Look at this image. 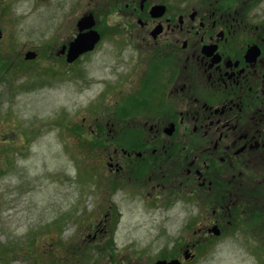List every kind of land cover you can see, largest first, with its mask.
<instances>
[{"label":"flooded vegetation","instance_id":"flooded-vegetation-1","mask_svg":"<svg viewBox=\"0 0 264 264\" xmlns=\"http://www.w3.org/2000/svg\"><path fill=\"white\" fill-rule=\"evenodd\" d=\"M115 5L116 25L94 29L115 45L111 94L129 122L105 123L104 187L140 204L188 205L181 261L235 232L264 264V27L229 0H105L112 19ZM154 6L164 10L151 16ZM77 34L76 25L64 45Z\"/></svg>","mask_w":264,"mask_h":264},{"label":"rangeland","instance_id":"rangeland-1","mask_svg":"<svg viewBox=\"0 0 264 264\" xmlns=\"http://www.w3.org/2000/svg\"><path fill=\"white\" fill-rule=\"evenodd\" d=\"M93 1L0 0L4 35L0 49L9 48L7 39L17 47L10 48L16 54L12 65L0 66L2 115L11 108L16 121L10 129L7 121L0 124V138L11 139L8 144L0 139V264H153L171 255L168 250L175 255L180 250L172 244L185 221L178 215L183 217L187 206L162 209V213L145 208L152 203L141 205V198L140 202L130 200L121 191L108 195L104 187L108 170L104 162L97 164L99 156L109 150V142L106 146L99 143L109 138L107 131L106 137H90L92 143L78 141L71 130L83 114L86 125L105 122L112 108L99 111L95 107L99 113L95 116L84 110L98 92L81 93L73 78L76 71L55 65L52 56L48 84L43 82L45 67L39 59L60 49L76 18L91 9L88 5ZM244 1L249 7L244 17L248 25L263 23L264 0ZM28 50L38 52V58L33 63L19 60L14 70L15 61ZM84 61L97 62L94 55ZM99 63L90 65V75L107 78L105 66ZM99 66L102 74L97 72ZM29 82L33 88L23 90ZM122 194L126 195L123 200ZM105 205L116 208L104 215ZM95 224L107 227L106 233L98 232L93 238ZM254 245L238 235L227 236L202 246L187 264H261L251 250Z\"/></svg>","mask_w":264,"mask_h":264},{"label":"water","instance_id":"water-1","mask_svg":"<svg viewBox=\"0 0 264 264\" xmlns=\"http://www.w3.org/2000/svg\"><path fill=\"white\" fill-rule=\"evenodd\" d=\"M91 35H86L82 40H76V43H73L70 47L68 54V61L73 60L76 56L81 54L82 52L88 51L93 47V44L96 42L97 36L90 37ZM156 264H178L176 261H172L169 263L166 262H157Z\"/></svg>","mask_w":264,"mask_h":264},{"label":"bare ground","instance_id":"bare-ground-1","mask_svg":"<svg viewBox=\"0 0 264 264\" xmlns=\"http://www.w3.org/2000/svg\"><path fill=\"white\" fill-rule=\"evenodd\" d=\"M73 43H76V39H75V37L73 38Z\"/></svg>","mask_w":264,"mask_h":264}]
</instances>
